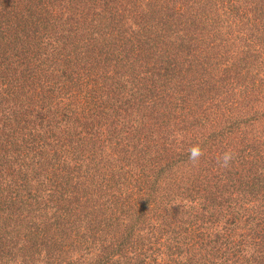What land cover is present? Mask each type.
<instances>
[{
  "label": "trees",
  "instance_id": "trees-1",
  "mask_svg": "<svg viewBox=\"0 0 264 264\" xmlns=\"http://www.w3.org/2000/svg\"><path fill=\"white\" fill-rule=\"evenodd\" d=\"M0 264H264V0H0Z\"/></svg>",
  "mask_w": 264,
  "mask_h": 264
},
{
  "label": "clouds",
  "instance_id": "clouds-1",
  "mask_svg": "<svg viewBox=\"0 0 264 264\" xmlns=\"http://www.w3.org/2000/svg\"><path fill=\"white\" fill-rule=\"evenodd\" d=\"M191 155H192V158H196V157L201 155V152H200V150L198 148H194L192 150ZM225 159L227 160V157H225Z\"/></svg>",
  "mask_w": 264,
  "mask_h": 264
}]
</instances>
